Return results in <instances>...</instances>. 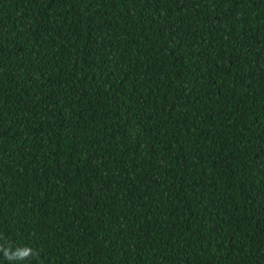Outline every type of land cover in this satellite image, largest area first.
Segmentation results:
<instances>
[{"label": "trees", "instance_id": "1", "mask_svg": "<svg viewBox=\"0 0 264 264\" xmlns=\"http://www.w3.org/2000/svg\"><path fill=\"white\" fill-rule=\"evenodd\" d=\"M0 264H264V0H0Z\"/></svg>", "mask_w": 264, "mask_h": 264}, {"label": "clouds", "instance_id": "2", "mask_svg": "<svg viewBox=\"0 0 264 264\" xmlns=\"http://www.w3.org/2000/svg\"><path fill=\"white\" fill-rule=\"evenodd\" d=\"M0 251L4 253V257L8 261H23L30 257L38 255V253L31 247L25 246L16 248L13 250L11 247L5 248L3 244H0Z\"/></svg>", "mask_w": 264, "mask_h": 264}]
</instances>
